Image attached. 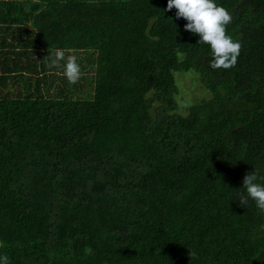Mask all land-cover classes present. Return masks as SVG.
Here are the masks:
<instances>
[{
  "label": "trees",
  "instance_id": "16d2710c",
  "mask_svg": "<svg viewBox=\"0 0 264 264\" xmlns=\"http://www.w3.org/2000/svg\"><path fill=\"white\" fill-rule=\"evenodd\" d=\"M167 3L0 0L10 264L264 261V212L240 204L246 174L264 183V0H216L241 44L227 69ZM58 49L81 65L74 84L51 65ZM188 71L212 97L182 111L175 74Z\"/></svg>",
  "mask_w": 264,
  "mask_h": 264
},
{
  "label": "clouds",
  "instance_id": "9594fccd",
  "mask_svg": "<svg viewBox=\"0 0 264 264\" xmlns=\"http://www.w3.org/2000/svg\"><path fill=\"white\" fill-rule=\"evenodd\" d=\"M176 10V18L187 21L185 31L199 35V43L209 45L212 59L209 66L212 69L230 68L237 62L241 44L226 34V26L232 16L216 0H168L167 10ZM51 65L60 68L69 83H76L81 76V65L75 55L65 57L63 50L58 49L51 55ZM20 100L21 97H9ZM256 170L246 174L243 188L246 193L240 195V204H247L249 200L255 202L256 207L264 212V183L257 182ZM0 264H10L7 255H0Z\"/></svg>",
  "mask_w": 264,
  "mask_h": 264
},
{
  "label": "rangeland",
  "instance_id": "374dc122",
  "mask_svg": "<svg viewBox=\"0 0 264 264\" xmlns=\"http://www.w3.org/2000/svg\"><path fill=\"white\" fill-rule=\"evenodd\" d=\"M175 76L180 88L179 98L183 97L182 111L212 97V93L202 85L199 75L194 71L176 73Z\"/></svg>",
  "mask_w": 264,
  "mask_h": 264
},
{
  "label": "crops",
  "instance_id": "0c3cea01",
  "mask_svg": "<svg viewBox=\"0 0 264 264\" xmlns=\"http://www.w3.org/2000/svg\"><path fill=\"white\" fill-rule=\"evenodd\" d=\"M16 60H17V58H16ZM29 61L30 60L28 58H23V59L19 60L18 62H20L22 65L28 66ZM21 64H18V65H21ZM18 65H16L12 69H16L18 67ZM8 82H12V81H8ZM18 86H19L18 83H15V84L10 83V84H8V90H5V88H4V92L6 94H8L9 97H17L18 98L19 97V91L17 90Z\"/></svg>",
  "mask_w": 264,
  "mask_h": 264
},
{
  "label": "water",
  "instance_id": "95a60500",
  "mask_svg": "<svg viewBox=\"0 0 264 264\" xmlns=\"http://www.w3.org/2000/svg\"><path fill=\"white\" fill-rule=\"evenodd\" d=\"M261 264H264V261Z\"/></svg>",
  "mask_w": 264,
  "mask_h": 264
}]
</instances>
